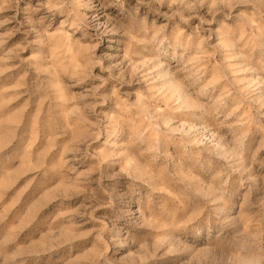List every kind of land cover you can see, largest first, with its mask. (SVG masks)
Returning <instances> with one entry per match:
<instances>
[{
	"label": "rangeland",
	"instance_id": "obj_1",
	"mask_svg": "<svg viewBox=\"0 0 264 264\" xmlns=\"http://www.w3.org/2000/svg\"><path fill=\"white\" fill-rule=\"evenodd\" d=\"M0 264H264V0H0Z\"/></svg>",
	"mask_w": 264,
	"mask_h": 264
}]
</instances>
